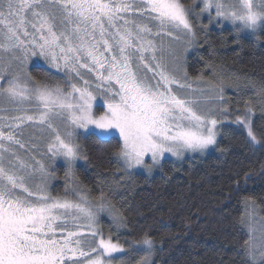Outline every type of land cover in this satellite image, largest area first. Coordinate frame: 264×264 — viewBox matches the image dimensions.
Segmentation results:
<instances>
[{
  "label": "snow or ice",
  "instance_id": "obj_1",
  "mask_svg": "<svg viewBox=\"0 0 264 264\" xmlns=\"http://www.w3.org/2000/svg\"><path fill=\"white\" fill-rule=\"evenodd\" d=\"M225 24L236 43L243 32L264 42V0H0V264H155L162 249L149 232L120 242L129 224L112 202L138 172L223 153L229 123L264 149L252 101L241 113L225 94L253 90L264 120V80L207 60L208 77L186 68L199 37L208 43L210 27ZM82 140L115 144V171L98 174L95 197L77 172L78 161L90 163ZM58 161L64 182L54 194ZM242 205L244 264H264V215L253 197Z\"/></svg>",
  "mask_w": 264,
  "mask_h": 264
},
{
  "label": "trees",
  "instance_id": "obj_2",
  "mask_svg": "<svg viewBox=\"0 0 264 264\" xmlns=\"http://www.w3.org/2000/svg\"><path fill=\"white\" fill-rule=\"evenodd\" d=\"M190 4L191 0H185ZM202 23H207L204 19ZM199 37L200 46L188 57L186 68L191 77L210 76L205 61L223 65L226 74H236L264 80V42L252 35L236 34L228 27L211 26ZM203 57V59H202ZM35 79H43L40 69L30 67ZM247 83V79L241 84ZM242 96L229 87L226 96L232 108L244 112V101L251 100L257 109L255 134H264V120L260 119L259 98L251 89L242 87ZM219 138L224 152L213 150L202 157H192L175 163L167 161L163 170L146 177L137 174L131 189L124 190V199L113 204L126 216L129 228L122 230L121 243L132 241L147 231L156 241L155 264H244L240 245L246 236L239 218L243 214L242 199L255 198L258 212L264 215V149L250 143L242 126L229 123ZM89 162L78 161L80 180L93 197L99 195L98 174L111 175L115 171V144L101 145L91 140L80 142ZM247 174V178H245ZM63 167H57L53 193L63 190ZM106 191V195L110 193ZM105 235L110 231L108 218L102 217Z\"/></svg>",
  "mask_w": 264,
  "mask_h": 264
},
{
  "label": "rangeland",
  "instance_id": "obj_3",
  "mask_svg": "<svg viewBox=\"0 0 264 264\" xmlns=\"http://www.w3.org/2000/svg\"><path fill=\"white\" fill-rule=\"evenodd\" d=\"M223 27H228V28H230V29H232V26L230 25V24H225ZM242 34H246V35H252L251 33H248V32H243ZM193 50H194V48L193 49H191L187 54H186V62H187V59H188V57L192 54V52H193ZM40 64L43 66V62L42 61H40ZM30 67H33L32 65H29V68ZM43 67H45L46 68V66H43ZM48 71H51L54 75H57V73L55 72V69H47ZM227 89V88H226ZM219 138L220 137H218V140H219ZM213 150H209L207 153H205L204 155H200V154H187L186 156H185V159H188V158H192V157H202V156H205V155H207V154H209L210 152H212ZM167 161H171V162H175V163H178V162H181V161H176L174 158H172V157H168L167 158ZM58 166H62L63 167V165H62V162H59L58 161V163H57V167ZM159 170H156V171H154L151 175H148L147 173H144L143 171H140V172H138L139 174H142V175H144V176H146V177H150V176H152V175H154V174H156L157 172H158ZM54 185H55V183H54V181H53V187H54ZM105 218H107L106 216H105ZM110 222V221H109Z\"/></svg>",
  "mask_w": 264,
  "mask_h": 264
}]
</instances>
